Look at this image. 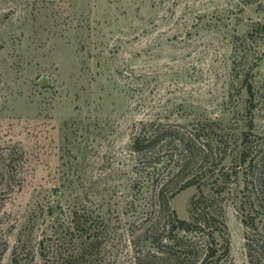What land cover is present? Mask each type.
<instances>
[{"label": "rangeland", "instance_id": "1", "mask_svg": "<svg viewBox=\"0 0 264 264\" xmlns=\"http://www.w3.org/2000/svg\"><path fill=\"white\" fill-rule=\"evenodd\" d=\"M258 22L264 0H0V142L26 153L21 186L0 196L1 264H45L74 210L104 221L109 261L149 264L155 200L133 138L151 122L220 125L227 168L245 133L264 146V45L253 104L233 63L235 37ZM245 185L240 174L228 193L222 264H250ZM196 194L171 200L179 218Z\"/></svg>", "mask_w": 264, "mask_h": 264}, {"label": "trees", "instance_id": "2", "mask_svg": "<svg viewBox=\"0 0 264 264\" xmlns=\"http://www.w3.org/2000/svg\"><path fill=\"white\" fill-rule=\"evenodd\" d=\"M263 45L261 22L234 40L236 77L246 88L251 104L255 98L253 70ZM224 131L220 125L201 121L183 126L151 122L133 138V150L141 158L142 184H151L155 200V218L145 228L153 232L150 239L157 249L149 255V264H222L228 259V193L240 174L246 184L238 199L247 229L249 261L264 264V146L252 139L251 132L245 133L236 164L227 168L224 161L233 150V141ZM25 166L23 148L0 142V196L21 186ZM193 186L198 194L191 201L190 220H184L172 208L171 200ZM161 216L166 218L164 222ZM97 219L80 210L58 218L55 237H51L52 251L43 254L45 264H114L104 253L107 228Z\"/></svg>", "mask_w": 264, "mask_h": 264}]
</instances>
